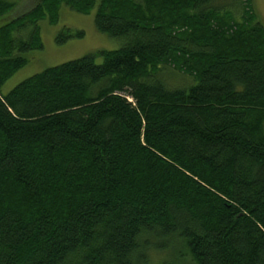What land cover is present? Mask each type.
Instances as JSON below:
<instances>
[{
  "label": "trees",
  "instance_id": "obj_1",
  "mask_svg": "<svg viewBox=\"0 0 264 264\" xmlns=\"http://www.w3.org/2000/svg\"><path fill=\"white\" fill-rule=\"evenodd\" d=\"M62 6L88 15L96 0H38L7 23L0 0V264H264L252 0H99L94 27L119 49L3 95Z\"/></svg>",
  "mask_w": 264,
  "mask_h": 264
},
{
  "label": "rangeland",
  "instance_id": "obj_2",
  "mask_svg": "<svg viewBox=\"0 0 264 264\" xmlns=\"http://www.w3.org/2000/svg\"><path fill=\"white\" fill-rule=\"evenodd\" d=\"M14 4L12 10L6 14L5 23L29 11L38 0H8ZM96 6L88 15H81L71 11L68 7L62 6L59 12V19L56 25H51L46 21L38 22L42 48L30 51L25 55L27 64L10 77L2 87V94L6 95L15 86L25 79L41 73L47 68L61 65L68 61L80 59L85 56H93L102 51H114L122 46L116 39H111L98 33L94 27V17L97 10ZM254 13L258 21L264 26V0H252ZM237 20L240 19L238 12L234 13ZM2 21H0V24ZM4 23V24H5ZM3 25V24H2ZM32 29V28H31ZM29 29V31H31ZM68 30L73 35L77 32L83 33L82 38H69L61 44L56 43L57 36ZM27 32L16 35V38H27ZM66 34V33H65ZM64 35V34H62ZM102 59L97 56L95 62L100 64ZM169 70L163 74V79L171 85L185 83L186 77L176 76Z\"/></svg>",
  "mask_w": 264,
  "mask_h": 264
}]
</instances>
